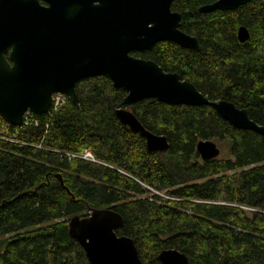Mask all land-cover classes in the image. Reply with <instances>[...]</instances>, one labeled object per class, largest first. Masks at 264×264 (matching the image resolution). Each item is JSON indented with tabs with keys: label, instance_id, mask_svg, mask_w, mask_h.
<instances>
[{
	"label": "trees",
	"instance_id": "trees-1",
	"mask_svg": "<svg viewBox=\"0 0 264 264\" xmlns=\"http://www.w3.org/2000/svg\"><path fill=\"white\" fill-rule=\"evenodd\" d=\"M217 0H174L188 50L160 42L132 56L177 73L211 101L226 100L264 126V0L202 14ZM245 27L249 39L240 43ZM69 100L38 125L0 141V264H89L68 233L73 215L112 208L119 235L134 239L143 264L177 248L189 264H264V137L234 128L209 106L147 99L128 109L168 150L149 151L115 116L125 92L105 77L78 82ZM14 128L10 127V131ZM226 141L230 156L202 159L199 141ZM91 151L95 161L75 157Z\"/></svg>",
	"mask_w": 264,
	"mask_h": 264
},
{
	"label": "water",
	"instance_id": "water-1",
	"mask_svg": "<svg viewBox=\"0 0 264 264\" xmlns=\"http://www.w3.org/2000/svg\"><path fill=\"white\" fill-rule=\"evenodd\" d=\"M173 1L93 0L86 7L54 10V6L42 7L38 0H0L1 119L20 127L26 111L46 114L54 94H62L78 106L76 84L100 76L125 92L115 116L142 136L149 151H165L169 145L164 136L146 130L128 109L147 99L171 106L209 105L234 128L264 137V126L252 121L245 109L226 100L211 101L177 73L131 55L160 42L200 49L195 37L180 30V15L170 8ZM251 1L217 0L198 11H230ZM237 39L240 43L249 39L245 27L238 29ZM196 151L202 159L219 153L208 140L199 141ZM122 225L120 214L101 208L70 217L68 233L81 245L89 264H143L134 239L117 234ZM157 258L160 264H189L177 248L162 249Z\"/></svg>",
	"mask_w": 264,
	"mask_h": 264
},
{
	"label": "built area",
	"instance_id": "built-area-1",
	"mask_svg": "<svg viewBox=\"0 0 264 264\" xmlns=\"http://www.w3.org/2000/svg\"><path fill=\"white\" fill-rule=\"evenodd\" d=\"M67 97L62 94H54L52 96L51 105L48 109V112L45 114L49 118L53 117L56 112H58L67 102ZM34 114H32L30 111H26L23 115V122L20 127H12L9 124L5 123L1 117H0V141L2 142H9V143H19L15 140V137L17 135V129L23 127V126H30L38 125V120H36L33 117ZM10 127L14 128V131H10ZM20 144V143H19ZM69 159H73L75 157L87 159L90 161H95L92 153L90 150L85 149L82 151L81 154H67Z\"/></svg>",
	"mask_w": 264,
	"mask_h": 264
},
{
	"label": "flooded vegetation",
	"instance_id": "flooded-vegetation-1",
	"mask_svg": "<svg viewBox=\"0 0 264 264\" xmlns=\"http://www.w3.org/2000/svg\"><path fill=\"white\" fill-rule=\"evenodd\" d=\"M38 1L42 7L48 9V8L54 6V8H55L54 10H56L58 8L62 9L64 7H78V8H81L84 6L86 7V6H88L89 3H92L93 0H38ZM170 8H171V6H170ZM8 52H9V50H8ZM145 60H148V59H145Z\"/></svg>",
	"mask_w": 264,
	"mask_h": 264
},
{
	"label": "rangeland",
	"instance_id": "rangeland-1",
	"mask_svg": "<svg viewBox=\"0 0 264 264\" xmlns=\"http://www.w3.org/2000/svg\"><path fill=\"white\" fill-rule=\"evenodd\" d=\"M212 142H214L216 147L219 149V153H218L217 157L227 158L230 156L229 145L226 141L212 140Z\"/></svg>",
	"mask_w": 264,
	"mask_h": 264
}]
</instances>
